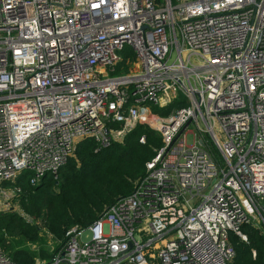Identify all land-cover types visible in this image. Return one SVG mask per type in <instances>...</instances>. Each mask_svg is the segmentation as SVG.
<instances>
[{"label":"built area","instance_id":"built-area-1","mask_svg":"<svg viewBox=\"0 0 264 264\" xmlns=\"http://www.w3.org/2000/svg\"><path fill=\"white\" fill-rule=\"evenodd\" d=\"M138 124L161 146L131 192L35 264H229L230 233L264 230V0H0V183Z\"/></svg>","mask_w":264,"mask_h":264},{"label":"trees","instance_id":"trees-1","mask_svg":"<svg viewBox=\"0 0 264 264\" xmlns=\"http://www.w3.org/2000/svg\"><path fill=\"white\" fill-rule=\"evenodd\" d=\"M121 55L117 73L127 71L126 61L134 56L127 45L121 49ZM181 104L153 109L166 114L171 107ZM142 136L145 143L140 141ZM160 146L157 132L138 124L122 142L98 147L93 139H82L56 177L46 174L32 185L29 173L23 171L15 183L4 182L19 186L20 192L12 198L15 206L0 209V247L16 264H35L37 258H50L65 241L70 227L88 225L115 200L131 192L132 181L144 173L145 163L154 155L153 148ZM210 151L219 158L215 146L210 145ZM242 230L246 241L234 233L229 235L235 251L229 264H264V230L252 224H244ZM43 232L53 236L57 245L50 251H31L26 245L41 242Z\"/></svg>","mask_w":264,"mask_h":264},{"label":"rangeland","instance_id":"rangeland-1","mask_svg":"<svg viewBox=\"0 0 264 264\" xmlns=\"http://www.w3.org/2000/svg\"><path fill=\"white\" fill-rule=\"evenodd\" d=\"M140 70H141V66L138 65V64H136L135 67L133 68V72H137V71H140ZM123 73H128V71H125ZM117 74H119V73H115L114 75H117ZM214 130H215V133H216L217 138L219 139V141L223 142V140H224L223 136L218 131V128L215 127ZM3 183H0V209H7L8 205H15V203L13 202V204H8V201L10 199H12V198H10L8 200L10 195L5 196L2 191H4V193H6L9 190L10 185L9 184L7 185L5 183L3 184ZM10 190H11V187H10ZM8 193H10V191ZM42 235H43L44 239L41 242L38 241V242H36L34 244L33 243H28V245H26V246L31 251H34V252L37 253V252H39L40 248H44L47 251H50L51 249H53L57 245V242L54 240V237L51 236L48 232H43ZM87 239H88V233L84 232L83 235H82V240L83 241H87Z\"/></svg>","mask_w":264,"mask_h":264}]
</instances>
